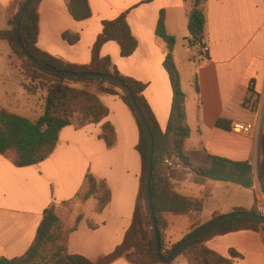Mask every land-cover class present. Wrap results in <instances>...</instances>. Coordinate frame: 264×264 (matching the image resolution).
I'll list each match as a JSON object with an SVG mask.
<instances>
[{
  "label": "crops",
  "instance_id": "crops-1",
  "mask_svg": "<svg viewBox=\"0 0 264 264\" xmlns=\"http://www.w3.org/2000/svg\"><path fill=\"white\" fill-rule=\"evenodd\" d=\"M18 2L0 0V32L9 29ZM88 2L91 16L76 21L67 9V0H42L37 9L39 50L68 64L88 66L102 22L125 12L137 42L135 51L123 58L119 46L111 41L102 46L100 56L109 57L120 75L145 85L143 97L164 129L172 91L163 66L168 46L156 34L163 13L165 31L175 40L173 61L186 95L188 148L231 161H249L252 165L253 185L248 189L212 180L201 185L186 180L177 184L176 191L204 200L197 218L201 224L236 209L260 212L264 208V194L258 182L260 172H264V0L205 1L204 41L208 49L205 60L198 57L188 42V14L193 0ZM65 33L78 35V41L69 44L63 38ZM11 57L8 43L0 40V109L36 121L43 114L46 91L28 93L18 70L10 65ZM91 87L109 110L105 121L114 128L115 145L107 148L99 137L100 125L78 127L72 123L60 131L55 149L39 164L16 167L9 156H0V258L19 257L28 250L44 210L52 204L61 230L67 233L68 253L97 261L121 244L139 191L142 170L136 150L139 130L133 113L120 96ZM247 100L255 102V109L244 105ZM236 122L251 123L253 129L248 135L236 132L232 129ZM176 166L175 169L181 167ZM102 169L109 172L106 185L111 198L98 211L95 197L79 201L75 198L85 175L103 176ZM217 183L222 185L224 196L231 187L245 192L232 191L233 199L221 198L203 223L205 199L213 197ZM168 214L172 213L164 215L166 249L181 242L194 222L188 214H173L167 220ZM179 216H185L187 224L173 233L170 229L178 224L175 217ZM207 246L223 257H229L231 251L237 253L233 264H264V227L259 232L215 236ZM110 264L133 263L120 257Z\"/></svg>",
  "mask_w": 264,
  "mask_h": 264
},
{
  "label": "trees",
  "instance_id": "trees-1",
  "mask_svg": "<svg viewBox=\"0 0 264 264\" xmlns=\"http://www.w3.org/2000/svg\"><path fill=\"white\" fill-rule=\"evenodd\" d=\"M41 1H31L20 23L18 34L24 49L35 59L57 70L114 76L124 82L135 98L153 139L150 195L160 234L161 254L163 257H167L180 242L172 246L170 250H164V215L167 213L190 215L194 222L187 234L188 236L201 226L197 218L204 205L203 199L189 198L178 194L176 191L177 184L189 180L194 184L201 185L212 180L248 189L253 185L252 165L249 161H231L210 155L204 150L194 151L188 148L190 128L185 109L186 95L181 88L179 72L173 61L172 52L175 40L165 31L163 13L160 14L156 34L168 46L163 66L169 77L172 101L166 127L161 129L143 97L145 85L120 75L109 57L100 56L102 46L111 41L119 46L120 56L123 58L131 56L135 51L137 42L127 23L126 13H122L114 20L102 22L101 32L97 36L91 51L90 64L77 66L50 56L37 47V9ZM205 1L193 0L192 8L188 14V42L191 47L197 42L206 46L203 11ZM23 3L24 0H19L17 12ZM67 9L76 21H83L91 16L88 0H67ZM17 12L9 21L11 29L0 32V40L6 41L11 49V67H16L17 58L21 59L23 63L20 70L25 80L29 79L32 82L39 80L42 88L46 91V96L43 114L36 121L0 109V156H9L16 167H28L43 162L55 149L60 131L71 125L73 118L76 119L78 127L91 124L100 125L99 137L104 141L107 148H112L115 145L114 128L105 121L109 110L103 105L99 97L88 88L94 86V89L100 92L120 96L133 113L139 130L136 150L141 159L142 170L131 223L124 233L121 244L111 253L104 255L97 261H91L82 255L68 253L66 247L67 233L60 243L55 235L56 232L60 231V226L56 207L52 204L44 210L34 240L28 250L19 257L0 258V264H110L120 257H126L133 264H161L155 254L154 237L144 197L147 139L128 96L119 86L112 83L93 79L59 77L31 64L15 45L13 39L12 28ZM63 38L69 44H74L79 39L78 35L67 33L63 34ZM78 84L84 86L78 87ZM23 87L28 93H33L34 88L31 84L23 83ZM249 103L250 101L247 100L245 105ZM253 109H255V102ZM166 160H172L174 165L169 167L165 163ZM176 165L181 167L175 169ZM258 182L264 194V172L262 171L259 174ZM84 188L85 193L81 197L82 200L95 197L98 211H102L110 202L111 195L106 183L98 181L91 173H87L84 177ZM234 211L245 210L236 209ZM249 212L258 213L255 209ZM79 220L80 217L77 221ZM261 229L262 225L256 220L248 218L230 219L204 232L179 255H183L188 264H233L234 258L238 256L237 253L231 251L229 257H223L211 250L207 246V242L215 236L238 231L259 232ZM48 245H51V248H48ZM172 261L168 264H171Z\"/></svg>",
  "mask_w": 264,
  "mask_h": 264
},
{
  "label": "water",
  "instance_id": "water-1",
  "mask_svg": "<svg viewBox=\"0 0 264 264\" xmlns=\"http://www.w3.org/2000/svg\"><path fill=\"white\" fill-rule=\"evenodd\" d=\"M32 0H24L23 5L21 6L20 10L17 12L16 19L14 21V25L12 28L13 31V39L15 42V45L20 49L22 54L29 60L31 64L34 66L42 69L45 72H48L50 74H54L59 77H66V78H83V79H93V80H100L108 83L115 84L119 86L125 94L128 96L131 106L134 110V113L139 120L142 129L145 133L146 139H147V162H146V170H145V176H144V197H145V203L151 223V229L153 232L154 237V246H155V254L157 257V260L161 264H168L170 263L177 255H179L183 250H185L192 242H194L200 235H202L207 230L215 227L218 224H221L225 221H228L230 219L234 218H248L252 220L258 221L262 227H264V215H261L259 213H251L249 211H233L231 213H227L224 215L217 216L210 221L202 224L200 227H198L196 230L191 232L188 236H186L178 245L176 248L172 250L169 256L163 257L161 254V246H160V234L157 226V222L154 216L153 206L151 202V195H150V180H151V172H152V160H153V139L152 135L150 133V130L143 118V115L136 104L135 98L133 97L132 92L130 89L124 84V82L114 76L105 75V74H98V73H90V72H69V71H62L57 70L50 65L39 61L35 59L33 56H31L22 46L20 39H19V26L22 21V18L30 5Z\"/></svg>",
  "mask_w": 264,
  "mask_h": 264
},
{
  "label": "rangeland",
  "instance_id": "rangeland-1",
  "mask_svg": "<svg viewBox=\"0 0 264 264\" xmlns=\"http://www.w3.org/2000/svg\"><path fill=\"white\" fill-rule=\"evenodd\" d=\"M9 29H11V27H9ZM22 60L21 59H16V69L18 70V72H19V74L21 75V78H23V83H27V84H31L32 86H33V88L35 89H33V94L34 93H37L38 91V89H41L42 91H45V89H43L42 88V84L39 82V80H36L35 82H32V81H30L29 79H27V80H25V77H24V75H23V73L21 72V70H20V68H21V65H22ZM82 86H84L83 84H78V87H82ZM89 89H91L92 90V88L93 87H91V86H89L88 87ZM42 96H43V92L42 93H40ZM40 95V96H41ZM41 96V97H42ZM41 97H37V104L39 105V101H40V99H41ZM72 123H76V119L75 118H73L72 119V121H71V124ZM102 172H105V173H103V176H98V177H96V179L98 180V181H104L105 183H106V179H108V175H109V172L107 171V169H102L101 170ZM107 171V172H106ZM218 184V183H217ZM220 186H222L220 183L217 185V187L215 188V190H214V194H213V197L212 198H210V199H208V200H206L205 199V206H204V211H203V219H202V221H203V223L205 222V221H207V219H209L208 218V213H209V211L212 209V208H214L215 206H216V203L221 199V198H228V199H231L232 198V195L233 194H231L232 193V191H235L236 193L237 192H245V191H243V189H238V187H231V191H229L225 196L223 195V192H222V190H221V187ZM81 190L79 191V193L77 194V196H76V198L75 199H77V201H79L80 199H82L81 197L83 196V194L85 193V188H84V183L82 182V184H81ZM239 190V191H238ZM233 199V198H232ZM173 214H168L167 215V220H169V219H171V218H173ZM176 218V222L178 223L173 229H172V227H171V231L173 232V233H177V232H179L183 227H184V225H186L187 224V220H186V217L185 216H179V217H175ZM179 218V219H178ZM202 225V224H201ZM65 232L63 231V230H61V228H60V231H58V232H56L55 233V235L58 237V242L60 243L61 242V240L65 237ZM166 239V238H165ZM166 243H165V241H164V250L165 251H168V250H170L171 248H172V246H171V248H169V249H166ZM48 248H51V245H48ZM171 264H188V262H187V260H186V258L183 256V255H178L177 257H175V259L172 261V263Z\"/></svg>",
  "mask_w": 264,
  "mask_h": 264
},
{
  "label": "built area",
  "instance_id": "built-area-1",
  "mask_svg": "<svg viewBox=\"0 0 264 264\" xmlns=\"http://www.w3.org/2000/svg\"><path fill=\"white\" fill-rule=\"evenodd\" d=\"M192 48L197 53L199 58H201L202 60L203 59L205 60L207 58V53H208L207 46H203L200 42H197L192 46ZM245 102H244V105H245ZM253 105L254 103L250 102L248 104V107L253 108ZM232 129L241 134L248 135L252 131L253 125L251 123L236 122L235 124H233ZM165 163L169 167H172L174 165V162L172 160H166ZM258 213L261 215H264V208Z\"/></svg>",
  "mask_w": 264,
  "mask_h": 264
}]
</instances>
